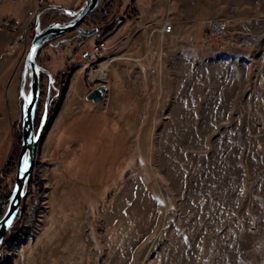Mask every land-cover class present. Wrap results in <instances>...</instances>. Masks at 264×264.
<instances>
[{
  "label": "rangeland",
  "instance_id": "374dc122",
  "mask_svg": "<svg viewBox=\"0 0 264 264\" xmlns=\"http://www.w3.org/2000/svg\"><path fill=\"white\" fill-rule=\"evenodd\" d=\"M70 1L19 0L5 12L0 8V18L10 14L22 26L21 36L30 27L20 46L19 75L36 28L70 18L47 5L68 8ZM154 1L157 19L133 32L123 25L105 39H120L108 51L107 111L125 131L93 130L89 120L103 123L109 115L91 101L72 107L66 139L74 144L64 161L60 156L65 176L48 160L47 135L78 72H72L75 55L94 42L74 58L75 42L68 39L76 33H70L37 54L57 93L48 101L19 214L1 244V264H264V0ZM39 4L44 11L31 20L26 12ZM115 4L125 18L129 5L140 11L151 0ZM165 19L172 23L168 34L160 31ZM213 19L227 22L220 37L206 31ZM153 44L158 47L150 50ZM79 79L86 90V77ZM47 81L41 74L34 131ZM154 83L162 89L156 97ZM20 89L13 99L0 90L8 126L0 130V199L11 194L21 145ZM17 237L22 240L9 248ZM28 237L41 243L39 252L27 253Z\"/></svg>",
  "mask_w": 264,
  "mask_h": 264
},
{
  "label": "crops",
  "instance_id": "0c3cea01",
  "mask_svg": "<svg viewBox=\"0 0 264 264\" xmlns=\"http://www.w3.org/2000/svg\"><path fill=\"white\" fill-rule=\"evenodd\" d=\"M18 1L19 0H7L0 5V8L2 6H5L4 8L6 10L3 11V12H5L10 7L11 4H17ZM79 1H81V0L70 1L67 4V5L70 4V6L69 7L67 6L68 8H66V9H69V10L77 9L79 6L76 8V5L79 3ZM153 5H155V1L151 0V6L149 5L150 7L142 8L140 11H138L136 8H131L129 5L127 10L125 11V15H126L125 21L116 30V32L119 31V29L123 25H125L126 31L133 32L134 30H137V28H139L141 25L144 26L149 21H153L154 19H157V14L155 15V13H153V11H152L153 9H155L153 7ZM40 6H43V5L39 4L38 8L35 12L32 9H28L26 12V16L30 17L31 20H33V17H36L37 11L40 8ZM130 11H132L134 13L132 16L129 14ZM28 12H33V15L29 16ZM2 15H4V14H1L0 16H2ZM154 17H156V18H154ZM5 21H7L10 24L5 26V24H6V23H4ZM21 27H22L21 25L19 27H17L14 20L11 19L10 14L5 15L4 18H0V90H3L5 98L7 97V94H8V96L10 95L9 98H12V99L15 98L17 91L19 90V85H21L22 75L18 74L19 52L21 51L20 46L24 45L27 31H29V29H30V27L27 24V26L25 28L26 30H25L24 34L21 36V34L18 33L19 31H17V30H21ZM90 39L93 42V38H90ZM90 39L86 40L82 44V46L85 43H87L88 41H90ZM129 46L130 47L134 46V44L129 45ZM130 47L128 48V53H129V51L130 52L132 51V49ZM157 47H158V45H156V44L149 46L150 50L157 49ZM7 49H13V52L8 53ZM125 53L127 54V52H125ZM132 53L134 54V52H132ZM75 56L78 58V54H76ZM75 56H74V58H75ZM77 60L79 61V58ZM23 64H24V62H23ZM22 72H23V69H22ZM151 74H152L151 76H152L153 80L155 81L154 73H151ZM80 77H81V74L78 71L77 74L74 75L73 79L69 83L64 103L59 107V112L57 114V118H56L55 122L53 123L49 134L47 135V139H48V146H47L48 160L49 161H55V163H57V167L59 168V172L61 171L60 173H62L63 175H64V173L62 172L63 170H62V167L60 164V156L64 161L65 160L63 158L64 155L66 153H69V151L71 152V149L73 148L71 146L74 144V143L73 144L71 143V141H74V140H72V139L67 140L66 139V137L68 136L66 134V130H67L66 128H67L68 123L66 122L67 119L65 117H66V115H68L71 112L69 110H72V107L77 108L78 104L81 103L83 100H85V98H83V97H84L86 90H85L84 84H82L80 82V79H79ZM153 85L154 86L152 87V89L151 88H149V89L153 90L152 93L156 97V96H158L159 92H161L162 89L159 90V88H157V86H156V83H154ZM151 90H149V91H151ZM149 91H146V92H149ZM72 92H76L75 94H77V97L74 96L73 98H70L72 96ZM77 92L83 93L82 94L83 97H82V95H80L81 96L80 97ZM159 96H162V93ZM94 110L99 111V112H103V113H108L109 116L105 115L106 116L105 122H103V123H100V121H98V119L89 120V122H88L89 126L93 130H95L96 132H100V130H103V128H104L106 131H110V133L113 134L114 126H116L119 128V130L125 131V128L114 118V116L111 115V113H109L108 111H100L96 107H94ZM0 113H2V110H0ZM78 116H79V114H78ZM78 116H76V114H75L73 116L72 120H74V121L78 120L77 119ZM6 122L7 121L4 120V118L0 114V130H6V128L8 127ZM89 126H87V127L90 128ZM97 136H98V134L95 133V138H97ZM2 138L3 137L0 134V141L2 140ZM126 138H128V137L126 136ZM97 144H98V142H97ZM98 145H100V144H98ZM100 147L102 148V146H100ZM98 148H99V146H98ZM98 148L96 147L95 152H94V155H96V156L99 153ZM126 155H122V160H125ZM40 231H38L37 234L35 233V235H31L30 237H36L40 233ZM30 237H28L26 242L24 243L26 250L29 249V252H27V253L39 252L41 250V243L39 242V244H36L38 242L37 240H35L37 237L35 239H32Z\"/></svg>",
  "mask_w": 264,
  "mask_h": 264
},
{
  "label": "water",
  "instance_id": "95a60500",
  "mask_svg": "<svg viewBox=\"0 0 264 264\" xmlns=\"http://www.w3.org/2000/svg\"><path fill=\"white\" fill-rule=\"evenodd\" d=\"M102 0H84L76 10H69L55 5H47L48 9L57 10L66 13L70 18L66 21H54L42 28H36L35 33L31 39L29 49L25 55L23 72L21 77V89L19 96L22 99V121H21V145L16 160L14 183L11 194L9 196L6 207L0 216V248L3 239L12 226L16 216L19 214L20 203L26 192L29 177L32 171L37 144L39 142L42 130L45 125L48 97L44 105V112L42 120L36 131H34V115L39 99V80L41 74L47 75L49 79V86L52 85L53 77L37 63V54L40 49L47 43L61 38L70 33H76L78 38H83L84 42L93 38L96 43L97 32L96 28H82L83 22L101 5ZM44 11H38L36 18ZM31 57V59H29ZM28 81V96H23V89L25 82ZM103 87H99L85 96V100L92 103H98L103 94ZM264 103V96L261 98ZM28 158V171L21 175L24 158ZM11 222V223H10ZM2 253L0 249V264Z\"/></svg>",
  "mask_w": 264,
  "mask_h": 264
},
{
  "label": "built area",
  "instance_id": "2783aa9c",
  "mask_svg": "<svg viewBox=\"0 0 264 264\" xmlns=\"http://www.w3.org/2000/svg\"><path fill=\"white\" fill-rule=\"evenodd\" d=\"M5 1L6 0H0V5ZM28 15H33V13L28 12ZM226 29L227 22L225 20L213 19L208 22L206 31L209 35L220 37L226 32ZM171 30V21L165 19L161 24L160 31L163 34H168ZM125 38L128 39L127 36H124L121 40ZM119 40L113 38V40H101L93 43L90 48H85L79 53V61L77 64L73 65L72 68V72L78 70L81 75L86 77V95L99 87H103L104 91L102 97L99 102L96 103V107L100 111H107L110 99L107 76L110 62V54L108 55V51L112 50V48L116 49L117 44L120 42Z\"/></svg>",
  "mask_w": 264,
  "mask_h": 264
},
{
  "label": "trees",
  "instance_id": "16d2710c",
  "mask_svg": "<svg viewBox=\"0 0 264 264\" xmlns=\"http://www.w3.org/2000/svg\"><path fill=\"white\" fill-rule=\"evenodd\" d=\"M117 7L118 4H115V0H103L101 7H99L97 11L89 15V17L83 22L84 24L83 27L89 29L96 28L99 32L97 41L105 40L106 38L113 35L116 32V30L122 25V23L125 21L123 13L117 14V11L115 10ZM68 41L75 42V46L73 48L74 51L71 54V56H74L83 43L77 37V35H74L73 37L69 38ZM64 73L60 74L62 78L64 77ZM44 93L45 95L43 96L45 97L46 100V97L48 95V81ZM56 93H57V87L55 89L52 87L49 92L50 96H48V101L49 100L51 101L52 100L51 96L56 95ZM8 197H9V192L8 194L6 193L4 194L3 199H0V207L5 205ZM21 238L22 237H17L12 239V241L8 245L9 248H12L14 245L19 243V241L22 240Z\"/></svg>",
  "mask_w": 264,
  "mask_h": 264
},
{
  "label": "snow or ice",
  "instance_id": "6c2138e0",
  "mask_svg": "<svg viewBox=\"0 0 264 264\" xmlns=\"http://www.w3.org/2000/svg\"><path fill=\"white\" fill-rule=\"evenodd\" d=\"M29 59H31V57H29ZM27 171H28V158L25 157L23 161V167L21 169V175L23 176V174L26 173Z\"/></svg>",
  "mask_w": 264,
  "mask_h": 264
},
{
  "label": "flooded vegetation",
  "instance_id": "af4514ba",
  "mask_svg": "<svg viewBox=\"0 0 264 264\" xmlns=\"http://www.w3.org/2000/svg\"><path fill=\"white\" fill-rule=\"evenodd\" d=\"M79 39L81 40V42L84 41L83 38H79ZM48 80H49V79H48ZM54 85H55V83H52V85L49 86V81H48V95H47V97L50 96V94H49L50 89H51L52 87L54 88ZM51 86H52V87H51ZM47 97H46V98H47Z\"/></svg>",
  "mask_w": 264,
  "mask_h": 264
},
{
  "label": "bare ground",
  "instance_id": "6f19581e",
  "mask_svg": "<svg viewBox=\"0 0 264 264\" xmlns=\"http://www.w3.org/2000/svg\"><path fill=\"white\" fill-rule=\"evenodd\" d=\"M23 96L26 98L28 96V89H23ZM32 181V180H31Z\"/></svg>",
  "mask_w": 264,
  "mask_h": 264
}]
</instances>
